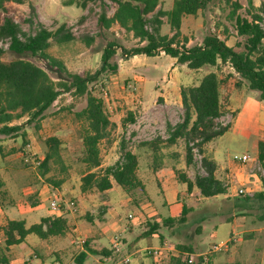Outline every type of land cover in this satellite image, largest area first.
<instances>
[{
  "label": "rangeland",
  "instance_id": "1",
  "mask_svg": "<svg viewBox=\"0 0 264 264\" xmlns=\"http://www.w3.org/2000/svg\"><path fill=\"white\" fill-rule=\"evenodd\" d=\"M173 1L161 0L162 9L169 10ZM238 1L244 7L239 11L240 14L246 15L248 0ZM30 2L35 4L44 0ZM9 6L10 15L22 29L26 33L34 32L39 21L37 16L31 17L29 5L10 4ZM103 7L109 15L113 14L114 7L110 1H106ZM78 11L79 14H75V10L72 11L74 16L68 23L73 32L77 36L83 33L96 35L101 5L91 6V10L78 9ZM230 11L231 7L226 5L224 0H211L205 12L197 17H186L181 32L183 38L188 39L187 46L201 45L207 34L216 32L229 46L241 51L244 39L237 36L233 24L227 20ZM83 17H86V21L82 24L80 21ZM29 19L33 20V27L28 24ZM48 24V28L54 30L60 22L50 19ZM161 34L172 36L171 27L166 20ZM111 41L117 43L116 55L112 63L118 66V71L116 74L105 75L90 88L94 94L104 100L106 111L110 116L116 113L123 118L117 121L118 125L113 122L116 127L111 141H103L100 145L103 166L97 171L105 170L118 162L123 147L138 154L139 163L145 164L149 161L150 167L152 158L145 149L140 148V145L158 137L167 138L168 125H176L183 120L181 89L197 85L203 76L210 72L217 73L221 80L222 102L226 110L225 116L218 122L231 126L227 133L205 147L206 155L216 161L218 165L216 177L228 188V193L210 199L204 198L197 189L191 193H182L180 198L191 208L187 214V222L176 225L173 229L162 226L158 232L163 235V240L158 236L157 238L150 236L140 242V245H148L150 239L153 245L159 242L160 246L151 249V252L155 249L160 251L158 258L152 254L154 264H169L170 258L178 254L176 248L178 245L191 246L195 254L194 258L202 256L204 264H264V200L258 197L261 193V175H264V170L257 154V142L264 139V102L259 99V93L250 90L247 83L229 64H219L217 67H205L196 71L186 65L177 64L175 59L164 53L156 57L129 56L124 50H131L141 43L132 33L122 31L117 26L98 38L90 49L72 44L63 48L54 47L53 52L62 57L72 71L80 73L85 70L96 71L100 68L102 54ZM7 46L6 42H0V47L7 48ZM43 66L46 67L45 64ZM51 75L57 79L55 74L51 73ZM130 85L132 88L129 87ZM86 104V98H76L70 93L62 94L47 111L45 118L40 121V130L36 129L35 123L26 125L25 130L29 139V145L26 147L22 146L20 138L0 136V145L4 148L6 157L3 162L0 155V181L4 182L0 192H8L10 187L16 205L21 209L28 208L36 201L35 199H39L40 194L44 196L55 189L62 193L64 199L79 205V196L83 193L82 177L87 172V168L82 162L84 148L80 133L81 124L76 120L75 113L84 109ZM130 114L134 119V125L124 127L123 119L129 120ZM27 120L28 118L24 117L15 124H23ZM52 136L58 137L61 141L62 156L68 169L62 172L56 168L46 177H42L38 163L44 160L47 152L43 139ZM164 152L168 154L166 161L175 164L172 166L181 174L187 175L189 179L194 180L197 175H207L202 165V155L198 151H195L194 164L190 167L185 165L183 141L165 149ZM173 153H179L178 161L173 159ZM243 155L249 156L248 163H240L238 160ZM172 166L169 165L167 169L171 170ZM145 167L138 168L139 173ZM48 178L53 180L65 178V182L60 187H55L52 182L47 181ZM180 186L186 189L183 183ZM241 188L245 189V194H239ZM156 190V185H153L149 192L152 197L155 196V200H158ZM159 190L164 197L163 188ZM97 192L95 190L87 192L90 195L87 197L88 201L94 198L92 204L97 202L96 197L93 196ZM1 193L0 202L7 205L8 200ZM132 197L134 206L143 201L145 202L142 204H148L141 188L135 190ZM86 203L87 209L82 214L80 212L76 215L77 221H85L82 227L90 222L89 218L92 214L90 208L94 209L91 207L92 204ZM49 205L50 200H43L40 209ZM239 212L245 215H240ZM230 219L232 220L227 222ZM148 222L162 225L163 219L157 214L149 215L137 226L141 231L148 230ZM27 223L34 224L35 220L33 217H28ZM0 240H3L2 234ZM215 246L220 247L219 250L215 249ZM81 249H84L83 245L76 250L79 252ZM115 253L119 261L125 256L123 251ZM34 255L35 252L31 249L28 254H18L16 258L22 261L18 264H31ZM187 256L188 254L185 253L183 258ZM49 257L48 264H56L55 256L51 254ZM88 260H90L88 263L98 264L94 263L93 256H89ZM149 261L150 259L145 257L142 259L138 255L130 258V264H142V262L149 264ZM68 264H77V260H71Z\"/></svg>",
  "mask_w": 264,
  "mask_h": 264
},
{
  "label": "trees",
  "instance_id": "2",
  "mask_svg": "<svg viewBox=\"0 0 264 264\" xmlns=\"http://www.w3.org/2000/svg\"><path fill=\"white\" fill-rule=\"evenodd\" d=\"M30 1L0 0V42H6L8 45L7 48L0 47V136L20 138L22 146L26 147L29 145L26 125L35 123L36 129L40 130V121L62 94L70 93L76 98H86V107L75 113L76 120L81 124L80 133L84 148L82 162L87 168L81 184L84 193L90 190L106 192L114 184L130 197L138 188L145 190L138 177L139 155L126 147H123L118 162L105 170L94 171L102 165L100 145L103 141H111L116 125L110 120L104 100L94 94L90 86L101 81L107 74L117 73L118 66L112 63L117 43H108L98 70H85L81 73L70 70L67 62L53 52L54 47L63 48L79 44L90 49L98 38L117 26L122 31L132 33L141 43L131 50H124L127 55L156 57L164 53L175 59L177 64L186 65L196 71L205 67H217L219 64H229L247 83L250 90L259 93V99L264 102V2L256 7L250 1L245 8V15L239 12L244 7L238 0H224L226 5L231 7L227 20L233 24L237 36L244 39L242 50L238 51L229 46L226 40H222L216 32L207 34L201 45L187 46L188 39L183 38L181 32L184 18L197 17L205 12L211 0H174L170 10L162 9L161 0H62L63 6H75L82 10H91V6L101 5L97 20L98 33L93 36L88 33L77 36L66 22L59 24L54 30L39 22L34 32L26 33L10 15L9 5L28 4L31 17H35L36 8ZM106 1L113 4L112 15L103 7ZM165 20L171 27L172 36L161 34ZM85 21L86 17H83L80 22L83 24ZM27 22L31 27L34 26L32 19ZM51 73L55 74L57 79L53 78ZM181 99L184 108L183 120L176 125H168L167 138L158 137L144 142L140 148L145 149L151 156L150 168L157 172L166 164L168 154L164 150L183 141L185 165L190 167L194 164L195 151H198L202 155V165L207 175H197L191 180L174 167L179 182L187 186L188 193L197 189L206 199L226 195L228 188L216 177L218 165L213 158L206 155L205 150L208 144L231 128L230 125L218 122L226 114L219 76L210 72L203 76L197 85L183 87ZM24 117L28 118L26 123L15 124ZM130 117L127 122L134 121L131 114ZM43 143L47 152L44 160L38 163L40 175L46 177L56 168L66 172L68 168L62 156L60 139L56 136L47 137L43 139ZM257 154L264 170V139L257 142ZM0 155L5 157L1 145ZM172 156L174 160H179V153H173ZM48 179L47 181L52 182L55 187H60L65 182V178ZM261 181L264 185V175H261ZM3 185L0 181V187ZM258 197L264 200L263 193H259ZM190 211L191 208L184 205L178 218H164L162 225L148 222V230L144 231L141 237L149 238L158 234L163 240V235L158 232L160 227L173 229L176 225L185 224ZM68 230V222L64 217H45L29 227L24 220H9L4 227H0L4 237V242L0 241V264H12L10 248L23 243L27 236L36 235L42 240H48L65 236ZM84 245L86 252L80 254L78 264H84L89 254L108 256L111 253L109 250L99 252L91 249L88 241ZM176 248L178 254L170 258V264H204L202 256L194 258L191 246L178 245ZM185 253L188 256L183 258ZM145 256L152 257V254L146 251Z\"/></svg>",
  "mask_w": 264,
  "mask_h": 264
},
{
  "label": "crops",
  "instance_id": "3",
  "mask_svg": "<svg viewBox=\"0 0 264 264\" xmlns=\"http://www.w3.org/2000/svg\"><path fill=\"white\" fill-rule=\"evenodd\" d=\"M61 1L62 0H44V2H35L34 5L38 21L46 27H48V21L50 19L59 21L60 24L63 22L68 24L74 16V12L72 11L75 10V14L80 13V11H78L79 8L75 6H63ZM250 1H252L256 7L260 6L261 3L264 2V0H248V3ZM52 4H54V6ZM74 7L76 9H73ZM52 12H54V14ZM185 19L186 17L184 20ZM135 57L137 58L138 56ZM109 117L116 125H118L117 121H120L123 118V116H118L116 113L112 116L109 115ZM122 125L124 127H127L128 125L133 126L134 122L128 123L126 119H123ZM2 159L4 162L6 157H2ZM169 165L175 166V164H171V162L168 163L166 161L165 167L162 170L154 172L149 167V161H146L145 164L139 163V168L146 166L140 173V169L138 170V177L145 188L144 194L146 195V201L148 202L146 205L142 204L145 201L142 203H136L135 206L132 205V202L134 203V198L128 196L119 186L114 184L113 187L106 192L95 193L93 196L96 197L97 202H94V204H92L94 198H92V201H88L87 197L90 195H88L87 192H83L79 196V205H76L73 201L75 203V208L73 209L68 204L70 200L67 201L64 199L62 197V193L58 189H55L44 196L40 194L39 199H35L36 201L30 204L28 208L21 209L16 205L15 197L11 193L10 187H8V192H4L5 194L2 195L8 200L7 205L0 202V227H4L9 220H24L26 225L29 227L33 224L27 223L28 217H33V220H35L34 224L39 223L41 219L45 217H64L69 226V230L66 235L61 237H53L48 240H42L36 235L27 236L23 243L14 245L10 248L9 254L12 259L11 263L18 264V262H22L20 259H17L16 256L18 254H28L31 249L35 252L31 264H48V259L51 254H53L57 259L56 264H68L71 260L76 261L82 252H86L85 245H83L84 249H81L79 252L76 250L81 246L79 245V242L85 240V242H89V247L93 250L99 252L102 250L111 251L108 256L89 254L88 257L93 256L94 263L130 264V258L138 255L142 259L144 257L150 259L149 264H154L152 257L145 256V252H151V249L160 246L158 244L159 242H157L156 245H153L152 239H150L148 240V245L141 246L140 242L145 239L141 237V235L146 230L141 231L137 224L140 225L144 221V218L147 219V216H155V214H157L161 219L167 217L178 218L182 214L184 205L189 207L187 203L180 198L182 193L187 192V186L186 189L181 188L180 184L182 183L179 182L173 169L174 167L172 166L171 170L167 169ZM102 166L103 165H101V167ZM94 171H97V169ZM248 179L249 176L246 180L248 181ZM153 185H156V195L157 198H159L158 200H155V196L152 197L149 192L151 186ZM261 185L260 191L264 194V185L262 183ZM161 187L164 191V197L160 194L159 189ZM53 193H57L64 200L61 205L60 212L58 213L51 210ZM43 200H50V205L40 209V205L43 203ZM86 202L92 204L91 207H94V209L90 208L92 212L89 218L90 222L82 227V224L85 223V221H77L76 215L80 212L82 214L87 209ZM0 234H2V232H0ZM157 236L160 237L158 234H153L151 238H157ZM115 238H117L119 242L118 250L113 247V240ZM0 241L1 243L2 241L4 242V237L3 240ZM117 251H123V253H125V256H123V259L120 261L116 258L115 252ZM88 257L84 264H91L88 263L90 261L88 260ZM126 259H129L128 263L125 262ZM142 264L144 263L142 262Z\"/></svg>",
  "mask_w": 264,
  "mask_h": 264
},
{
  "label": "built area",
  "instance_id": "4",
  "mask_svg": "<svg viewBox=\"0 0 264 264\" xmlns=\"http://www.w3.org/2000/svg\"><path fill=\"white\" fill-rule=\"evenodd\" d=\"M130 88H132V85H130L129 86ZM105 94H107L106 92H105ZM107 96V95H106ZM113 112V111H112ZM111 112V113H112ZM239 161H240V163L242 162V163H248L249 162V160H250V158H249V156H247V155H243L241 158H239L238 159ZM246 193V191H245V189H243V188H241V189H239V194H245ZM64 202V200L57 194V193H53V195H52V200H51V210L53 211V212H60V209H61V205H62V203ZM68 204L74 209L75 208V203L73 202V201H70V202H68ZM85 244V240H83V241H80L79 242V245H84ZM113 247L115 248V249H119V242H118V240H117V238H115L114 240H113ZM219 248L220 247H218V246H215V249H217V250H219ZM151 254H153V256L155 257V258H158L159 257V255H160V251H158L157 249H155V250H153V252H151ZM126 263H128L129 262V259H126V261H125Z\"/></svg>",
  "mask_w": 264,
  "mask_h": 264
}]
</instances>
